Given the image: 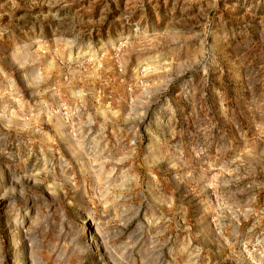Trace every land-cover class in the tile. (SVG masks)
I'll use <instances>...</instances> for the list:
<instances>
[{
  "label": "rangeland",
  "instance_id": "rangeland-1",
  "mask_svg": "<svg viewBox=\"0 0 264 264\" xmlns=\"http://www.w3.org/2000/svg\"><path fill=\"white\" fill-rule=\"evenodd\" d=\"M0 264H264V0H0Z\"/></svg>",
  "mask_w": 264,
  "mask_h": 264
}]
</instances>
